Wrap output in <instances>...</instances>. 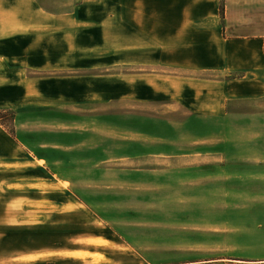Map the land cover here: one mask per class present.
<instances>
[{
    "label": "crops",
    "instance_id": "crops-1",
    "mask_svg": "<svg viewBox=\"0 0 264 264\" xmlns=\"http://www.w3.org/2000/svg\"><path fill=\"white\" fill-rule=\"evenodd\" d=\"M58 2L0 0V112L10 117L0 119V264H150L145 225L139 241L129 220L64 217L69 182L51 171L58 159L47 153L77 151L86 135L38 140L35 114L61 121L84 105L138 101L224 120L239 113L234 104L264 100V37L224 35L220 0ZM122 66L142 71L119 73ZM43 199L60 204L55 214L26 218L33 209L25 205Z\"/></svg>",
    "mask_w": 264,
    "mask_h": 264
},
{
    "label": "rangeland",
    "instance_id": "rangeland-1",
    "mask_svg": "<svg viewBox=\"0 0 264 264\" xmlns=\"http://www.w3.org/2000/svg\"><path fill=\"white\" fill-rule=\"evenodd\" d=\"M220 8L224 35L264 37V0H220ZM234 107L237 115L213 122L138 101L84 105L61 121L35 114L38 140L42 132L70 144L86 135V147L47 153L58 159L51 171L69 182L64 217L132 221L134 235L148 231L150 264H264V100ZM184 120L190 129H172ZM55 201L25 205L33 209L26 218H49Z\"/></svg>",
    "mask_w": 264,
    "mask_h": 264
},
{
    "label": "trees",
    "instance_id": "trees-1",
    "mask_svg": "<svg viewBox=\"0 0 264 264\" xmlns=\"http://www.w3.org/2000/svg\"><path fill=\"white\" fill-rule=\"evenodd\" d=\"M220 14H223V8H220ZM3 114H4V113H1V112H0V119L3 117Z\"/></svg>",
    "mask_w": 264,
    "mask_h": 264
}]
</instances>
